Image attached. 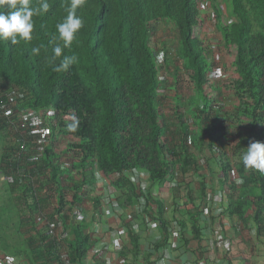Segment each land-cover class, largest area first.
I'll list each match as a JSON object with an SVG mask.
<instances>
[{
  "label": "trees",
  "instance_id": "16d2710c",
  "mask_svg": "<svg viewBox=\"0 0 264 264\" xmlns=\"http://www.w3.org/2000/svg\"><path fill=\"white\" fill-rule=\"evenodd\" d=\"M198 1L85 0L77 10L84 27L63 52L77 55L78 62L63 73L53 71L49 62V39L63 21L69 0H48V13L33 18L32 41L19 45L0 41V175L6 193L2 209L6 216L15 214L16 234L36 252L31 257L44 256L45 264H84L92 245L88 224L74 223L73 217L89 200L93 218L99 211L100 197L94 194L102 186L98 173L119 193V203L129 207L139 198L131 170L147 172L148 195L165 229L164 184L180 174L185 182L191 172L200 177L204 194L214 158L219 159L217 175L223 178L218 181L226 190L223 200L233 227L241 232L252 222L264 243V175L246 170L241 160L252 142L264 143V0H229L232 23L223 18L221 0H209L222 38L211 49L203 36L210 19L200 16ZM163 23L177 32L175 55L170 53L177 60L176 87L189 82L200 93L194 97L197 106L190 113V125L178 102L173 109L177 126H170L162 112L165 99L159 94L160 85L170 69L168 55L162 59L152 33ZM39 45H44L40 55H33L32 48ZM222 50L234 57L232 63L220 66L228 76L222 88L236 99L228 112L211 82V78L219 82L214 53ZM13 101L39 112L51 135L65 137L61 154L71 160V169L61 168L62 156L51 140L36 146L37 152L42 151L27 156L24 139L14 136L1 111L2 104ZM177 128L182 129L181 142L174 145L169 137ZM191 130L195 134L190 135ZM157 189L159 199H152ZM177 193L173 191L172 217L183 228L198 231L202 207L195 205L188 191L192 204L180 214ZM124 226L130 245L122 254L137 257L139 235L130 225ZM3 230L0 226V239ZM68 230L73 240L62 237ZM58 241L64 244L62 249ZM166 242L168 236L154 248L159 250ZM64 254L68 262H63Z\"/></svg>",
  "mask_w": 264,
  "mask_h": 264
},
{
  "label": "crops",
  "instance_id": "0c3cea01",
  "mask_svg": "<svg viewBox=\"0 0 264 264\" xmlns=\"http://www.w3.org/2000/svg\"><path fill=\"white\" fill-rule=\"evenodd\" d=\"M164 24L165 23L160 24L156 28L154 33H152L153 38H155L154 35L156 33L161 31V27ZM208 35H209V37H212L213 40H216V41L222 40L221 31H220L219 27L216 25H212L209 22H208V28H207L206 33H205V37L206 36L208 37ZM167 36H169V33L165 35L164 39H166ZM156 39L158 41L159 36H157ZM207 41H211V40H207ZM154 42L157 43L156 41H154ZM158 46L159 45H157V47ZM166 47L168 48V46H166ZM167 55H168L167 64H168V67L170 69V76L168 77L169 82L166 83L167 80L161 81L159 94L161 95V97L163 99H164V97L167 98V95L165 93V90H167V93H170V94L172 93V95H173L171 97V99L172 100L174 98L176 99V103H174L171 100H168V98H167V102L164 103V106L162 108V112H163V115L165 116L166 121L168 122V124L170 126H177L178 125L177 124L178 118L175 115V113L173 112V109L176 108L177 104L179 103L178 105H179L180 110L183 114L185 113L184 110L187 111L186 112L187 115H190L191 111L194 110V108L197 106V104L194 103V97L190 96V91H188V89L183 91V92H181V91L177 92L178 87L176 88V84L174 83V77H173V73L175 71L174 65L177 64V63H175L177 60H175V57L173 55H170L168 53H167ZM224 57H225L224 62L222 64L228 65L234 61L233 56H231V57L224 56ZM227 58H230L231 60L226 61ZM216 85L218 86L217 87L218 89H221V87H222L221 82H217ZM222 90L225 91L223 88H222ZM184 92L187 94L186 98L184 97V95H185ZM231 97L234 98L233 96H231ZM181 100L184 101L185 108H183V105L180 104ZM235 102H236V99H235L234 103ZM186 114H184V117L187 116ZM191 132H193L195 134L194 130H191ZM181 134H182V129L177 128L175 130L174 134H172L170 136L180 137V141H181ZM180 141H179V143H180ZM179 143L176 142V143H174V145L179 144ZM218 160L219 159L214 158L212 161L209 162V165L211 166V168L213 166L218 167L217 166ZM218 170H219V168H218ZM210 172H211V169H210ZM210 180L212 181V178ZM200 181L201 180H200V177L198 176V174H194V173L190 172V174L186 175V181L183 182L184 186H186L188 184V190L190 191V193L193 194L196 206L200 205V203L204 197L203 194L201 195L202 192L200 193ZM101 188H102V186H101ZM101 188L99 187V189L97 190V192H98L97 195L102 194ZM211 188H212L211 190H213L215 192L221 191L224 194L226 191L223 188V186L219 183L218 178L216 179L215 182H211ZM162 190L167 191V197L164 198L163 201L165 202V204H167L166 206L170 207V210L166 214L167 217L170 218V217H172V211L174 209L173 204L175 203V198L173 196L174 190H171L168 188H166V189L162 188ZM2 192H4V188H3ZM2 192H0V194H2ZM174 192L176 193V191H174ZM158 193H159V191H158ZM0 197H2V196H0ZM189 199H190L189 205H191L193 200L190 197H189ZM1 201H3V199ZM222 204H225V203H221V206H222ZM227 205L228 204H227V200H226V206ZM90 206H91V202L89 200L85 203V205L83 207H85V210L87 211L88 215L91 217L92 214L90 211V208H91ZM226 206H225V208H226ZM0 209H1V205H0ZM2 211H3V209H2ZM12 211L14 212L13 207H12ZM48 212H49V210H48ZM3 215L6 216V214H4V213H2L0 216H3ZM107 221H109V224L112 228H124L122 225L123 220L121 222L117 223L116 221H114L113 218H109ZM86 224H88V231H89V234H91V218L89 221H87ZM198 225H199L198 231L192 229L191 227H187V233L184 236L185 243L177 251L171 252V257H172L173 261L170 264H182L183 260L189 264H264V259H263V263H259V262L255 261L256 259L253 256V254L255 255L258 248H260L261 250H258L257 254H259L261 256V253H263V256H264V243H263V241H261L257 238L256 227L252 222H251V224H249L247 229L242 230L241 232H237L235 230V228L233 227V217H231L230 213L227 212L226 214H224V217H222V218L214 217V215L209 216V218L201 216L200 222ZM1 227L4 228V230H3V232H4L5 227H3V226H1ZM14 227H15V229L18 228L17 222H16V224H14ZM142 229H143V227H141V230ZM217 231L222 232L225 235V237L230 238V241L232 242V243H230L231 245H229L231 252L225 250L228 247V242H226L227 240L222 241V243H216V246H215L214 234ZM121 238L123 241L122 249L116 247V243L112 244L110 242L108 250L105 253H103L101 258L93 256L92 259L90 260V263L91 264H102V261H103L102 259L107 256V257H110L112 259V264H159V260L161 258V255L163 254V249L165 246L159 250H156L155 248H152V246H151L150 237L143 238V235H142L141 240L139 237V242H138V244H139L138 256L133 257L132 253H129V252L126 253V255L122 254V253H124L126 246L130 245V242H129L128 235H122ZM27 239H28V237H27ZM73 239H74V235L71 232H69L68 240H73ZM90 240H91V244H93L94 240H92V239H90ZM0 251L4 254L6 261H8V264H45V257L44 256L41 258H37V257L33 258L30 256V258L28 257V259H27V254L21 253L20 255H17L16 257L12 258L10 256H6L4 249L3 250L0 249ZM252 252H253V254H252ZM27 253H28V256H29V254L30 255L32 254V256L36 255V252L33 248H31V249L29 248ZM257 259H261V258L258 256Z\"/></svg>",
  "mask_w": 264,
  "mask_h": 264
},
{
  "label": "built area",
  "instance_id": "2783aa9c",
  "mask_svg": "<svg viewBox=\"0 0 264 264\" xmlns=\"http://www.w3.org/2000/svg\"><path fill=\"white\" fill-rule=\"evenodd\" d=\"M216 46V43H211L210 45L211 48H216ZM215 76L216 78H220L222 80H228V76L220 69L218 70V73ZM17 105V101H13L10 105L2 104L1 111L3 113V116L6 119L11 118L15 112V108L18 109L17 107H19ZM25 110L26 113L24 114L23 119L29 121V124L32 128L31 133H35L37 132V128L42 124V122H44V120L41 119V114L39 112L27 109ZM179 141L180 137H169V142L171 144H174L176 142L179 143ZM38 147L41 148L40 146ZM24 148H26L25 140ZM40 151L42 150H39L38 152ZM38 152L36 151V153ZM61 168L63 170L68 169L66 165L62 164ZM114 176L118 177L119 175L115 174ZM96 177L98 182L102 185V194H99L101 205L99 211L97 213L95 212L94 218L93 213L91 216L90 239L94 240V243L91 245L86 257L84 258V264H91L90 260L93 256L101 258L103 253L108 250L110 242L112 244L116 243V247L122 249L123 241L121 236L128 234V229L124 226V224L130 225L132 229L138 233L140 240L142 238V235L143 238L150 237L152 248H154L155 245L163 242L164 238L168 236V242L164 244L165 247L163 246V254L161 255L159 264H170L173 261L171 257V252L177 251L185 243L184 236L187 233V227L183 228L182 225L178 222V220L174 217H167L166 214L170 210V207L167 206L165 214V219L167 223L165 225V229H163V227L161 226V221L158 219L157 216V205L153 200L151 202V198L148 195L150 188L149 174L139 169L131 170L130 179L137 187L139 198L134 203V205L129 207H123L119 203V193L111 186L110 182L107 179H105L100 173H98ZM182 179V174H180L176 176L174 180L166 182L163 188L179 191V193H177L179 197L177 200V202L179 203V213L186 214L187 206L190 204V199L187 194L189 190H184L185 186L183 184ZM206 181V190L203 194V200L200 203V206L202 207L203 211L201 216L209 218V216L214 215V217L222 218L224 217V214L227 213V210L225 209L226 201L223 200L224 193L221 191L215 192L211 190V180L209 175ZM151 197L152 199H159L158 189L152 192ZM221 203L225 204H222L221 206ZM87 216L88 213L85 210V207L82 206L78 208L77 212L75 213V216L73 217V221L74 223H80ZM109 218H113L114 221H116L117 223L123 220L122 225L124 228H112L109 224V221H107ZM57 225V222L54 221L53 226L56 227ZM141 227H143L142 230ZM68 234V231H66L62 234V237L68 239ZM226 238L227 237H225L222 232H215V246L216 243H222V241L227 240ZM58 246H60V248L62 249L64 247V244L58 241ZM225 250L230 251L229 244L227 249ZM64 257H66L67 259V255H62L63 262H66V260H64ZM102 260V264H112V259L110 257L106 256ZM0 264H8L4 254L1 251ZM182 264L189 263L183 260Z\"/></svg>",
  "mask_w": 264,
  "mask_h": 264
},
{
  "label": "rangeland",
  "instance_id": "374dc122",
  "mask_svg": "<svg viewBox=\"0 0 264 264\" xmlns=\"http://www.w3.org/2000/svg\"><path fill=\"white\" fill-rule=\"evenodd\" d=\"M220 4H221V8H222L221 11L223 13V18L226 17V20L230 19L231 18L230 15L232 14V7L230 4V1L229 0H221ZM199 13H200L201 17L205 18V15H207L208 18L211 20V22L213 21L212 11L209 7H208V9L203 8L202 10L199 8ZM210 20H208V21H210ZM208 21L205 23V33H206L207 28H208ZM229 21L231 22L232 20H229ZM215 22L216 21L214 20L213 21L214 25H216ZM168 33H169V36H167V38L164 39L165 35ZM157 36H159L158 41L156 39ZM154 37H155V38H153L154 41L157 42V43H155V42L154 43H155L156 47H157V45H159L157 47V49L160 53H162L164 51L165 57L167 56V53L168 54L171 53V54L175 55V49H176L177 44H178L177 32H176L174 27L172 28L171 24L165 23L161 27V31L156 33L154 35ZM204 39L205 40H212V37H209V35H208V37L206 36V38H204ZM212 42L216 43L215 41H212ZM166 46H168V48ZM220 47L221 46H219V48ZM214 56H215V66H217L218 68L224 62V58H225L224 56L229 57L225 51L215 52ZM227 60H231V59L227 58L226 61ZM169 76L170 75L164 76V77H166V80H167L166 83L169 82L168 81ZM211 82L213 83V89L215 92L217 89L218 100L221 101V103H222L221 105H223V107H224L223 111L228 112V110H231V107L233 106L235 99L232 98L229 95V93H227L226 91H223L222 87H221V89L216 88V84H215L216 82L214 81V79L211 78ZM187 89H188V91H190V96L196 97V98L200 97V93L197 92L195 89H193L192 85L189 82H182L181 87L177 89V92L178 91L183 92ZM165 93L167 95L168 100H171L172 102L176 103L175 98L173 100L171 99V97L173 96L172 93L171 94L167 93V90H165ZM184 94H185L184 97L186 98L187 94L185 92H184ZM207 94H211V92L207 91ZM167 98L164 97L165 102H167ZM180 104H182L183 108H185V103L183 100L180 101ZM17 108L18 109L15 108V112H14L13 116L11 118L7 119L6 121L9 122V125L12 127L13 132H14V136H16V137L19 136L21 138H24V140L26 142L25 151H27V153H26L27 156L30 154L36 155V150H35L36 146L47 143V140H51V144L53 145V148L55 150H57V152H60V154H61V152L63 151V148H64V144L66 142L65 137L62 135H59V134H55V136L53 134L51 135L50 130L44 124V122H42V124L37 128V132L31 133L32 128L29 124V121L23 119V116L26 113V110L20 106ZM184 112H185L184 114H186L187 111L184 110ZM185 118L187 120V124L190 125L191 124L190 115L185 116ZM41 119H42V116H41ZM241 130L245 131L244 128H242ZM10 133H11V136H13L11 130H10ZM189 134L193 135L194 133L189 131ZM228 134H229V132H228ZM2 144H3V142H2V139L0 138V154H1V150H2ZM189 145H190V143H189ZM61 156H62V154H61ZM66 157H68V156L67 155L62 156V159H61L59 164L66 165V167L68 168L67 169V171H68L69 169H71V160H69V158H66ZM218 172H219L218 167L213 166L212 170H211V174H209V175L213 178L214 182L216 181L217 178L219 179V177H220V176L218 177V175H217ZM235 173H236V171H235ZM236 176L238 177L237 173H236ZM2 179H3V177H1V175H0V192H2L3 188L5 187V183ZM186 189H187V187L185 186L184 190H186ZM94 194L96 195V194H98V192L96 191ZM0 196L3 197V198L0 197V201L3 199V201L0 202V205H1L0 215H1L3 213L2 208L5 204L4 201L6 199L5 190H4V192H2V194H0ZM90 218L91 217L88 215L83 221L87 223V221H89ZM16 222L17 221L15 219V214H13L12 216L8 215V217L5 215L0 216V225L5 227V231H4L5 235L3 236L2 239H0V249L1 250L4 249L6 256H10L12 258L16 257L17 255H20L21 253H25V254H27V259H28V257L30 258V254L28 256V253H27L29 248L27 247V244L22 241V237H20L16 234V229L14 227V224H16ZM25 232L26 231H23V233H25ZM69 232H70V230H68V233ZM226 242H228L229 245H231L230 243H232L230 241V238H227ZM258 250H261V249L258 248ZM258 250L256 251L255 255L253 254V252H252V254L255 257L256 262L263 263V259H264L263 253L260 252L261 253V256H260L259 254H257ZM258 256L261 259H257ZM64 260H66L68 262V259H66V257H64ZM7 263H8V261H7Z\"/></svg>",
  "mask_w": 264,
  "mask_h": 264
},
{
  "label": "clouds",
  "instance_id": "9594fccd",
  "mask_svg": "<svg viewBox=\"0 0 264 264\" xmlns=\"http://www.w3.org/2000/svg\"><path fill=\"white\" fill-rule=\"evenodd\" d=\"M84 3L85 0H69L64 9L66 15L63 21L56 24V33L50 36L49 45L51 46L52 55L49 62L54 65L53 71L57 73L68 71L70 66L78 62L77 55L67 56L63 55V52L64 49L72 47L77 34L84 27L83 18L77 15V10ZM198 4L201 10L209 7L212 11V17H214L209 0H199ZM49 9L50 3L48 0H35V3H33V0H0V41H9L12 45H19L21 41H32L35 27L33 18L48 13ZM229 20L233 22L232 17L228 19V22L232 23ZM203 36L206 38L205 33ZM212 41L218 42L213 39L208 41L210 49ZM42 48H44V45L33 47L32 54L39 56ZM159 54L165 60V52H159ZM57 60H59V63L55 64ZM216 79L221 83L226 81L220 78ZM241 160L246 170H255L264 175V143L252 142L242 154Z\"/></svg>",
  "mask_w": 264,
  "mask_h": 264
},
{
  "label": "water",
  "instance_id": "95a60500",
  "mask_svg": "<svg viewBox=\"0 0 264 264\" xmlns=\"http://www.w3.org/2000/svg\"><path fill=\"white\" fill-rule=\"evenodd\" d=\"M220 177H222V178H223V174H221V175H220Z\"/></svg>",
  "mask_w": 264,
  "mask_h": 264
}]
</instances>
